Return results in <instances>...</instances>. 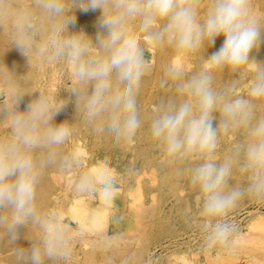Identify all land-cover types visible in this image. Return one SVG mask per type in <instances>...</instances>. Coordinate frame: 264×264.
Masks as SVG:
<instances>
[{
    "label": "clouds",
    "instance_id": "9594fccd",
    "mask_svg": "<svg viewBox=\"0 0 264 264\" xmlns=\"http://www.w3.org/2000/svg\"><path fill=\"white\" fill-rule=\"evenodd\" d=\"M97 9L101 15L95 39L83 30H70L77 10ZM262 27L264 19L253 14L251 0H0V30L9 32L11 48L27 62L34 54L64 60L74 79L69 98L55 100L43 92L33 95L14 73L5 82L8 98L0 100V122L9 132L0 136V242L12 246L17 264H48L71 255L75 234L70 222L38 205L46 168L79 165L73 153L64 151L71 135L68 122L56 123L67 105L74 103L75 110L97 123L116 146L131 143L140 130L137 95L149 70L142 35L180 54L206 49L224 38L200 71L188 75L174 65L167 68L161 85L171 81L176 98L157 106L148 131L161 153L160 167L179 176L189 173L204 247H230L236 231L230 211L244 196L264 201V114H256V101L264 100V66L254 72L248 98L215 89L213 73L255 62L250 54L264 39ZM25 96L32 98L21 110ZM241 130L244 142L218 162L221 134ZM237 169L247 176L244 188L230 183ZM94 184L95 178L83 173L76 189L87 191ZM99 187L114 193L115 177ZM29 227L34 229L31 238L23 231ZM22 238L28 247L18 245Z\"/></svg>",
    "mask_w": 264,
    "mask_h": 264
},
{
    "label": "rangeland",
    "instance_id": "374dc122",
    "mask_svg": "<svg viewBox=\"0 0 264 264\" xmlns=\"http://www.w3.org/2000/svg\"><path fill=\"white\" fill-rule=\"evenodd\" d=\"M251 9L254 15L264 19V0H251ZM203 12L202 8L201 15ZM75 15V27L70 30H83L95 39L98 30L97 21L101 15L100 10L87 12L77 10ZM262 35H264V29H262ZM223 40V36L218 37L213 46L199 50L202 52L201 55L195 51L184 56L174 50L173 53L164 56L163 49L169 47L168 45L157 46L141 36L144 57L149 65V70L143 80L147 83L145 90L147 91L149 88L151 91L150 94H146L145 90L140 89L137 95L138 111L141 113L140 115H143V120L140 132L131 143L116 146L111 136L105 139L104 135L107 133L102 131L97 123H90L80 111H76L74 103H69L66 109L57 116L56 123L66 120L71 128V135L64 145V151L73 153L76 160L79 161V165L71 169L52 165L45 169L38 190L45 188L50 195L38 193V205L42 207V211H55L61 214L64 212L66 203L69 202L81 204L97 202L101 206V201L104 206L113 205L114 202L106 200L107 198L112 199L110 195L104 197L100 194L102 190L99 185L109 177L116 179V202L130 200L136 204L131 218L134 224L131 235L136 239L130 244L131 246L128 245L130 248L132 247L131 249L126 248L129 253L127 254L128 250L125 248L118 247V250H122V253L125 254H122V258L121 255H117L116 258V254L112 255L114 253L111 254V252L114 250L116 253L117 248L108 249V247H103V243H92L87 245V249L92 247L97 252L93 260L89 262L90 264H122V261L125 260L128 263L130 261V264H184L185 260L189 264H264V201H258L248 196L241 198L228 217L236 226L231 246L228 248H205L203 234L199 228L197 192L190 184L189 173L185 171L182 176H179L171 169L160 167L161 153L151 140L148 131L150 117L157 106L162 102L176 98L171 81L164 86L161 85V81L167 79V68L170 65L184 68L183 71L188 75L198 72L203 68L207 56L218 50L223 44ZM11 47L9 32L6 28L0 30V100L8 98L5 83L8 79H5L6 70L8 71L7 77L10 73H14L17 79H24L28 91L33 95L43 92L53 100L69 98L68 92L74 86V79L72 67L68 62L64 60L49 61L39 54H34L30 62H27V59L17 49ZM257 48L260 50L261 56L255 52ZM257 48L250 54V58H253L255 62L241 66L236 70L229 67L215 70L213 73L214 88L230 91L233 96L248 98L251 78L258 67L264 66V55H262L264 54V39ZM143 93L147 98L150 97L146 106L139 102V97ZM31 98L24 97L26 100ZM256 103L257 116L264 114V100L256 101ZM21 107L22 105H20ZM216 115L218 117V114ZM95 131L102 137L100 149H96L94 146L95 141L92 136ZM8 132V125L0 122V136H5ZM245 139L243 130L227 135L221 134L215 153L216 160L221 162L236 144L243 143ZM106 155L114 156V160H110ZM193 163H197V161H193ZM83 173L94 177L95 184L87 191H77L76 185ZM230 183L233 186L244 188L248 183L247 176L238 169L234 170ZM92 195L95 196V199L92 198ZM186 203L190 207H187V210L192 209L188 211L189 213L187 211L185 213ZM172 204L177 205L179 209L172 210L171 214L168 212L170 210L164 211L167 209V205ZM82 210L86 212L85 208ZM149 213L152 214V220L156 225L145 229L144 234L151 241L147 239L145 244L150 243L144 245L143 241H140L143 237L144 223L139 222L137 217ZM65 216L71 219V224L75 229L80 230L70 215L65 214ZM29 228L30 231H34L31 227ZM175 242L178 245L177 249L173 250ZM1 245L2 242H0V264H4L1 259L5 253L3 254L1 251ZM133 248L138 251L145 250L142 253L143 260L139 261L135 258L137 250H133ZM189 254L190 256H187ZM129 255H132L133 258ZM125 256L126 258H124ZM150 256H152V261L147 262ZM184 256H187L185 260ZM7 264H17L13 253L9 256Z\"/></svg>",
    "mask_w": 264,
    "mask_h": 264
},
{
    "label": "bare ground",
    "instance_id": "6f19581e",
    "mask_svg": "<svg viewBox=\"0 0 264 264\" xmlns=\"http://www.w3.org/2000/svg\"><path fill=\"white\" fill-rule=\"evenodd\" d=\"M262 29H264V27ZM163 50H164V54L163 55L167 56V55L173 53L174 48L169 46V47H166ZM255 52L257 53L258 56H261V52H260V50L258 48L256 49ZM196 53H199L198 55L202 54V52H199V50L196 51ZM182 55L186 56L187 54H182ZM262 55H264V54H262ZM6 59H8V58H6ZM10 62H11V59H10ZM7 63H8V61H7ZM2 64H4V63H2ZM12 64H13V62H12ZM7 66H11V65H7ZM7 72L8 71L6 70L5 79L8 78L7 77L8 76ZM146 88H147V83L142 78L140 89L141 90H145ZM150 91L151 90H149V88H148L147 91H146V94H148V93L150 94ZM149 98H147V96H145V93L141 94V96L139 97L140 104H142L143 106H146L147 103H148ZM28 101L29 100L23 99V102L21 103L22 107L20 108L21 110L24 109V107H25V105L27 104ZM137 106H139V105H137ZM140 117H141V120H143V115H140ZM138 132H140V131H138ZM109 136H110L109 134H105L104 135L105 139L107 137H109ZM92 137H93V140L95 141V143H94L95 148L96 149L97 148L100 149L102 147V144L100 145V141L102 140V137L99 134H97V131H95V133L93 134ZM97 140H99V141H97ZM106 156L110 160H114V156H112V155H106ZM38 193L50 195L49 191L47 189H45V188L39 189ZM100 194L103 195L104 197H105V195H110L112 197V199L109 200L107 198L106 200L107 201H112V202H114V204L111 205V206H104L101 201H100V205L101 206H99L97 204V202H95V203L90 202L88 204H81V203H78V202L66 203L67 205H66V207L64 209V212L61 213L62 216L64 217L66 222H70V224H71V219L70 218L68 219L65 216V214L70 215L72 220H73V222H74V224H76L80 228V230L75 229L74 226L71 224L72 231L75 234V240H74V242H73V244L71 246L72 247L71 255L67 258V260H64V261H49L48 264H90L89 262H91V260H93V257L96 255V252H97V251L95 252V250L92 247L87 249V245H90L92 243H96V244L97 243H103L104 246H103V244H100V245H102L104 248L108 247V249H116L117 248L116 249L117 250L116 253H115L114 250H113L114 252L112 250H110V251H112L111 254L112 253H114L112 255L116 254L115 257L117 255L118 256L121 255V258H122V254H123L122 252L123 251L122 250H118V247L120 249H123V248L131 249L132 248V247L130 248L128 245H130L136 239V237L131 235V232H132L133 227H134V224L131 221V218L133 216L132 212H133L134 207H135L136 204H134V202H132L130 200L122 201L121 203L116 202V200H117V191L116 190H115L114 193H104L103 191H100ZM92 198L95 199V196L92 195ZM108 203L111 204V202H108ZM188 203H186V205H185L186 206L185 213H186V211L188 212V211L192 210V209L187 210V207L190 208L189 205L187 206ZM39 207L42 210V207L40 205H39ZM166 207H167V209H164V211L170 210V211H168L169 214L173 213L172 210H174V209L176 210V208H177V210L179 209V207L177 205H175V204L167 205ZM82 208H85L86 212H84L82 210ZM164 211H163V213H164ZM189 217H191V215ZM137 218H138L139 222L144 223L143 224V228H142L143 229V231H142L143 237L140 239V241L141 242L143 241L144 245H147L150 242L146 243V244H145V242H146L147 239L148 240H150V239H149V237H147V235L145 236V234H144L145 229L147 227H151L153 225H156V223L153 222L152 214H150V213L149 214L138 215ZM23 231H26L25 235L28 236L29 238H31L34 235V231L33 230L30 231V228L28 230L24 229ZM105 235L108 236V237H114L115 239L110 240V241H101L100 238L102 236H105ZM18 245L19 246H23V247H28L29 242L22 238L20 241H18ZM177 245L178 244L175 242V244L173 246V250L177 249V247H176ZM100 247H97V249L98 248L100 249ZM163 247L167 248L165 246H163ZM11 248H12V246L8 245L6 242H2L1 251L3 252V254L4 253L5 254L2 257L1 262H3L4 264L8 263L9 256L11 255V253H13ZM104 248H102L103 251H104ZM128 249H126V250H128ZM134 249H136V248H133V250ZM167 249H169V248H167ZM110 251H109V254H110ZM135 251H133V252L135 253ZM143 251H145V250L143 249V250H140V251H138V250L136 251L137 255L135 254V256H136L135 258L139 259V261L143 258V254H142ZM128 253H129V250L127 251V254ZM179 256H177V257H179ZM187 256H190V254L187 255ZM167 257H169V256L167 255ZM181 257H180V259H182ZM186 257L184 258V260L186 259ZM111 258L114 259L113 257H111ZM124 258H126V256ZM131 258H133V257H131ZM127 259H128V257H127ZM130 260H132V259H130ZM94 261H95V259H94ZM151 261H152V256H150V258H149V260L147 262H151ZM186 261L187 260H185L184 264H186V263L189 264V262H186ZM194 262H196V261H194ZM127 264H130V261H129V263L127 262ZM144 264H146V263H144ZM169 264H171V263H169Z\"/></svg>",
    "mask_w": 264,
    "mask_h": 264
}]
</instances>
